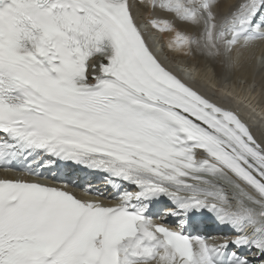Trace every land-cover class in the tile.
I'll use <instances>...</instances> for the list:
<instances>
[{
	"label": "snow or ice",
	"instance_id": "6c2138e0",
	"mask_svg": "<svg viewBox=\"0 0 264 264\" xmlns=\"http://www.w3.org/2000/svg\"><path fill=\"white\" fill-rule=\"evenodd\" d=\"M147 2L180 55L230 71L264 56V0ZM135 7L0 0V168L67 178H0V264H264V133L163 63ZM77 166L118 202L69 190ZM205 215L229 231H190Z\"/></svg>",
	"mask_w": 264,
	"mask_h": 264
},
{
	"label": "bare ground",
	"instance_id": "6f19581e",
	"mask_svg": "<svg viewBox=\"0 0 264 264\" xmlns=\"http://www.w3.org/2000/svg\"><path fill=\"white\" fill-rule=\"evenodd\" d=\"M233 2H234V0H223V3L221 5L222 6V14L227 13L229 11V6L232 5ZM145 19L148 20L147 16H145ZM181 27L183 29H185L186 31H189V32L192 31L191 26L181 25ZM160 33L163 34L164 40L166 43L169 42V39L174 37V33H171V32H160ZM167 47H168V45H167ZM263 49H264V45H261L258 48V51H257L258 56H260V54H261L260 51H263ZM171 53L173 55L179 54L175 51H173ZM181 56L185 57L183 55H181ZM168 57H169V55H168ZM260 59L262 61H261V63H259V65L257 67H256L257 61H253L251 63V66L247 69H243V70L242 69H236V70H231V71L228 70V73H231L234 76H237L240 73L241 74L240 77L243 76V79L245 80L244 86L241 87V86H237L236 84H234L231 86H221V88H219V86L217 85L215 80L211 81V84L216 89H218V91L221 94L225 93V92L230 93V95L233 97V99L231 101L239 103L240 108H243L246 111H247V109L251 110V111L255 110V114H251V117H255L257 120H259V118H260L264 121V103L262 102L263 101V95H264V76H263V74H264V60H263L264 56H261ZM192 60H195L196 62H202L201 56H199V55H197ZM254 69L257 71L258 76L254 75V74L251 75V71ZM181 70H182V73L184 74V76L190 75L189 72L192 70H193V72H195V69L190 67V65L188 66L187 69L184 70L183 68H181ZM193 75H195V74H193ZM252 79H255V81H253ZM256 83H257V85L254 86L253 90H251L252 92H250L249 88L252 85H255ZM248 90H249V92H248ZM248 103H249V105H248L249 108H245V105H247ZM247 115L248 116L250 115L249 111H247L246 117H245V115L244 116L241 115V117L243 119H246Z\"/></svg>",
	"mask_w": 264,
	"mask_h": 264
},
{
	"label": "water",
	"instance_id": "95a60500",
	"mask_svg": "<svg viewBox=\"0 0 264 264\" xmlns=\"http://www.w3.org/2000/svg\"><path fill=\"white\" fill-rule=\"evenodd\" d=\"M252 72H253V70H252ZM256 73H257L256 70H254L253 74H256Z\"/></svg>",
	"mask_w": 264,
	"mask_h": 264
},
{
	"label": "rangeland",
	"instance_id": "374dc122",
	"mask_svg": "<svg viewBox=\"0 0 264 264\" xmlns=\"http://www.w3.org/2000/svg\"><path fill=\"white\" fill-rule=\"evenodd\" d=\"M166 54V53H165ZM169 56H171V54H169ZM231 76V75H230ZM234 76V75H233Z\"/></svg>",
	"mask_w": 264,
	"mask_h": 264
}]
</instances>
